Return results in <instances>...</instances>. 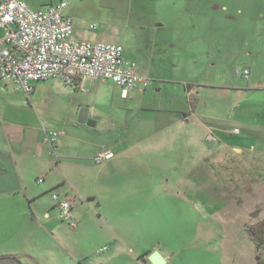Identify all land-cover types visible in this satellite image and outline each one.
I'll use <instances>...</instances> for the list:
<instances>
[{
  "label": "crops",
  "instance_id": "crops-1",
  "mask_svg": "<svg viewBox=\"0 0 264 264\" xmlns=\"http://www.w3.org/2000/svg\"><path fill=\"white\" fill-rule=\"evenodd\" d=\"M22 1L32 9L39 10L56 5L61 0ZM71 1L73 0L67 1L65 9V14L70 17V11H67ZM119 1H122L125 8L122 27L112 28L110 31L91 30L87 26V15H81L77 25L73 22L72 37L78 41L120 45L124 58L135 62L138 73L150 81L149 88L131 91L123 98L121 90L110 82L77 81L71 88L78 92L93 93L99 97L100 104L96 102L97 105L93 106L90 101L88 104H78L76 118L83 106L91 112L97 110L98 116L94 114L89 117L87 113L86 120L90 125L76 124L75 121L73 124L66 123L64 128L56 132L58 139L53 145L45 142V135L53 130L40 119L31 117L33 121H24L25 114L20 111L22 106L11 105L0 98V208L6 206L25 213L30 209L36 229L47 234L53 243H58L60 247L65 246L72 264H90L89 252L77 245V239L86 228L78 221L79 215H76L75 207V202H79L78 207H81L84 199L95 202V193L90 192L87 186H82L90 180L89 172L95 165L89 157L98 150L97 153H113V158L101 165H95L102 167L96 176L97 190L113 195L114 191H109L104 182V186L101 184L105 176H109L108 180L114 179L110 172L120 163L121 156L128 155L129 152V157L133 158L135 152L137 155L139 151H145L150 171L154 165L155 152L191 149L188 156L178 155L181 169L176 177L146 175V181L153 183L152 188H164L160 195L155 198L152 195L145 204L141 203L139 208L130 211V216L117 215L112 222L102 220L104 231L97 249L103 254L98 257L96 264H151L148 257L155 251L162 256L164 264H225L226 255L230 254L225 252L224 246L230 245L229 239L219 228L212 229L214 221L211 219L214 215L232 212L233 204L239 205L247 199L250 200L252 194L264 195V183L260 178L255 180L251 176L247 137L234 139L230 135L237 136L241 131L235 129L231 133V130H225L216 123L211 126L208 121L223 116L214 109L206 110V107L198 113L197 108L201 101L210 99L230 102L231 105L244 104L243 114L249 115L248 118L254 116V120L260 119V123L255 120V123L246 122L242 125L244 130L248 126V131L259 133L257 138L251 135L249 141L260 139L262 143L258 141L257 146L261 156H264V48L257 46L244 52L246 62L243 69L249 71V78L243 79L245 81L240 86L223 85L219 82L211 85L200 84L194 82L195 71L203 63L208 64L209 60L203 62L201 52L195 50L198 36L193 30L200 17L197 20L193 18L194 13L189 8L193 6L196 15L200 16L201 0ZM259 6L264 7V4ZM211 9L215 14L219 11L214 4H211ZM188 26L190 30H187ZM135 27L138 28V35L134 37L136 44L125 50L123 45L126 41L119 28H126L128 31ZM3 35L4 29L0 28V38ZM186 70L189 73L184 79L173 75L175 71ZM107 83L120 91L118 98H103L98 94L97 91ZM35 84L37 83L32 84L33 91L28 99L36 91L38 85ZM167 86L174 88H166ZM176 86H182L180 94L176 92ZM154 93L157 95L153 96ZM115 101L125 105L128 102L133 103V110L140 111L139 119L132 118L134 122L129 130L121 129L115 120V114L106 117L108 112L103 108L109 107L111 112ZM251 103L257 109L256 112L248 108ZM230 116L235 115L227 117ZM100 134H104L103 137L95 138ZM207 135L212 136L214 142L207 143ZM175 140L178 145L177 142L171 144ZM56 153L55 160L52 155ZM239 165H242V173L236 178L240 180V187L247 189L246 192L224 188L221 191L205 192V184L213 183L214 186L220 180L225 185L229 184V178H232L229 169ZM38 179H43L41 186L37 183ZM156 179L157 185L154 184ZM198 182L203 183L200 189ZM104 187L108 188L107 192ZM261 188L263 191H258ZM58 189L61 192H57ZM49 193H56L60 199L71 200V218L75 221V228L67 231L57 222L61 220L58 208L55 202H48L46 196ZM98 217L102 219L100 214ZM40 218L49 221L46 227L40 222ZM191 223L193 236L186 238V226ZM184 234V239H181ZM32 237L30 230H11L10 237L2 242V246L6 248L12 245L11 249L0 256H23L29 261L33 260L32 264H39L35 259L38 255L34 257L29 252L30 248L32 251L34 249L30 245L33 242ZM70 243L73 246L71 249L67 248V245L71 246ZM103 248L105 249L102 251ZM45 249L51 247L46 246Z\"/></svg>",
  "mask_w": 264,
  "mask_h": 264
},
{
  "label": "rangeland",
  "instance_id": "rangeland-1",
  "mask_svg": "<svg viewBox=\"0 0 264 264\" xmlns=\"http://www.w3.org/2000/svg\"><path fill=\"white\" fill-rule=\"evenodd\" d=\"M211 4L217 5L219 8L216 14L212 9L210 10ZM260 4H264V0H201L200 16L196 15L193 6L189 8L191 13H194L193 18L197 20L200 17L196 22L197 27L193 30L198 36L195 50L201 52L203 62L204 60H209L208 64L203 63L200 69L195 71L196 77L194 78V82L208 85L219 82L223 85L240 86L242 82L245 81L241 77L235 75L236 70L241 71L245 66L246 61L244 55L246 53L244 52H248L257 46L261 49L264 48V7H260ZM144 5H146V2H144ZM69 11L74 25H77L81 15H87V26L89 25L91 30L99 29L102 31H110L112 28L118 29L117 27H122L121 24H124L123 19L125 17L123 16L125 14V8L122 5V1L119 0H73L69 3L67 12ZM143 11H145V7ZM190 29L191 28L188 26L187 30ZM119 30H122L124 34L126 42L123 47L125 50L136 44V39L134 37L138 35L137 27L132 30L128 29V31H126V28H119ZM187 73H189L187 70L181 72L175 71V74H173L172 71V74L179 79H184L188 76ZM36 85H38L36 91L28 99L24 92L16 90V87L11 85V83L5 86L3 82H0V98L7 100L11 105L22 106L20 107V111L25 114V117H23L24 121H33L31 117L40 119L50 130H53H49L50 133L58 132V130L64 128L66 123L71 124L75 121L77 122L76 124H79V119L81 117L86 118L87 113L89 117H92L94 114L98 116L97 110L91 112L89 108L83 106L78 111L76 118V107L78 104H88V101H90L93 106L97 105L96 102H98L99 97L93 93L78 92L74 88H71V85H64L58 81L39 82L35 84V86ZM166 88L174 87L167 86ZM175 88L177 93L180 94L182 92V86H176ZM97 92H99L98 94L103 98L104 96H111L114 98L120 96V91L108 83L103 84L101 90ZM92 94L95 96L94 98ZM152 95L156 96L157 94L154 93ZM152 98L151 102L153 103ZM243 105L244 104L231 105L230 102L210 99L208 101H201V104L197 108V112L199 113L200 109L203 110L205 107L206 110L210 111L214 109L219 115L223 116L221 117L223 119L216 117L214 121H208L211 123V126L216 123L225 130H231V133H233L235 129L241 131L237 136L233 134L230 135L234 139H239L241 136L247 137L251 176L255 180L260 178L261 182L264 183V156H261V152L258 150L259 147L257 146L261 140L251 139L249 141L251 135H253V138H257L259 133L248 131V129L250 130L248 126H246L244 130V126L242 125V123L246 122L249 124L255 123V120L256 122L259 120L260 123V119L256 118L254 120V116L248 118L249 115L243 114ZM112 108L113 110L111 112L109 111V107H107V109L103 108L104 111L108 112L106 117L115 114V120L118 121L121 129L124 131H126L127 128L129 130L130 126L133 124V117L139 119L141 115L140 111L133 110V103L129 102L125 105L122 102L115 101ZM248 108L255 110V112L257 110L253 107L252 103L251 107L248 106ZM231 114L235 116H230V118H228L227 116ZM245 119H247V121H244ZM100 120L103 119L100 118ZM92 122L94 121L92 120ZM157 126L159 127L158 123ZM48 133L49 132H47V134ZM103 135L104 134H100L95 138H101ZM154 138L157 139V136H154ZM57 139L58 137L56 140ZM213 140L212 136H205V141L207 143H212L214 142ZM175 142L177 141L175 140L171 142V144ZM176 145H178V142ZM50 149L51 148H49V150ZM98 151H96V153ZM96 153L89 157L90 161L95 165H101L96 164L94 158L102 152ZM190 153L191 149L155 152L154 165L151 166L149 171L150 167L147 166L146 163L147 154L145 151H139L137 154L138 156L135 152V157L133 158H130L131 155L128 152V155L121 156L120 163L110 172L114 179L108 180L109 176H105L102 181L101 185H103L104 182V185L109 187V191H114L113 195L108 193V188L105 187L104 189L107 193L103 190L101 192L97 190L96 176L102 167L99 168L93 165V170L89 172L91 177L90 180L81 184L84 187L87 186L88 190L93 194L95 193V202H87V200L84 199L81 207H78L80 205L79 202H75L76 215H79L78 221H80L82 225L84 224L86 228L84 233L77 239V242H79L77 245L84 247V249L89 252L90 264H96L98 257L103 254L100 253L101 250L98 251L97 249L99 247L98 245L102 242L101 235L104 231L102 220L112 222L117 215L130 216V211H133L136 207L139 208L141 203L145 204L152 198V195L153 198L160 195L164 188L156 186L152 188L151 185L153 183L149 180L146 181V175L150 174L155 177L162 175L176 177L178 174L177 172L181 169V166L178 165V155L187 154L188 156ZM139 154H141V156ZM52 156L55 160L57 159V153ZM255 159H259V161H253ZM167 166H169L170 169ZM229 171V175L231 174L232 176V178H229V184L226 183L225 185L221 180L215 183L214 186L213 183L205 184L203 185L206 187V189L204 188L205 192L221 191L223 188L229 191L243 190L246 192L247 189L240 187V180L238 181L236 178V176L242 173V165H239V167L233 166ZM157 183L158 180L156 179L154 184L157 185ZM38 184H40V186L42 185L41 183ZM75 184L77 185V183ZM202 184L203 183H197L199 189L202 187L200 186ZM163 186H165V184H163ZM56 191L61 192V189ZM258 191L263 190L261 188ZM51 195L52 194L49 193L48 196H46L49 203L54 202ZM247 200L239 203L240 206L237 205V203L233 204L231 206L234 208L232 212L220 213L216 216L214 215L211 219L214 221L212 229L217 230L219 228V230L224 231V236L229 239L230 245L224 246L225 252L230 254V256L226 255L227 259L225 264H264V246H255L246 233L248 228L264 222V195L252 194L250 200L248 202ZM43 209L44 206H42V210ZM99 214L102 219L98 217ZM40 222L46 227L49 221L40 218ZM57 222L59 224L61 223L67 231L72 229L65 221L58 220ZM71 222L74 223L75 221L72 219ZM191 226L192 223L186 226V238L188 236H193V232L190 230L192 228ZM13 229H20V231L30 230L32 232L33 242L30 245L34 248L33 251L35 253L32 251V248L29 249V252L34 255V257L38 255V258H35L37 259V263L72 264L70 262V254L64 249L66 248L65 246L61 245L62 247H60L58 243H53L47 234L36 229L33 213L30 209L25 213L17 209H9L6 206L0 208V255L6 254L7 250L9 248L11 249L10 246L12 245L6 248L2 246V242L10 237L11 230ZM185 234L181 239H184ZM62 236V238L65 239V235L62 234ZM233 242L234 245H232ZM70 244L71 246L67 245L69 249L73 248L72 243ZM45 245L51 247V249L46 250ZM77 248L78 247H76V249ZM96 249L97 251H95ZM32 263H34L33 260L29 261L23 256L17 258L15 263H8L7 261L0 262V264Z\"/></svg>",
  "mask_w": 264,
  "mask_h": 264
},
{
  "label": "built area",
  "instance_id": "built-area-1",
  "mask_svg": "<svg viewBox=\"0 0 264 264\" xmlns=\"http://www.w3.org/2000/svg\"><path fill=\"white\" fill-rule=\"evenodd\" d=\"M67 1L34 10L22 0H0V28L4 29L0 38V81L11 83L27 97L33 83L50 80L64 85L81 80L110 82L121 90L123 98L131 91L147 88L150 81L137 72L135 62L124 58L120 45L72 37L73 21L65 14ZM235 75L247 80L249 71L236 70ZM57 137L56 132L48 133L45 142L53 145ZM113 156L111 151H104L94 161L101 164ZM51 198L60 219L75 228L71 200L56 194Z\"/></svg>",
  "mask_w": 264,
  "mask_h": 264
},
{
  "label": "trees",
  "instance_id": "trees-1",
  "mask_svg": "<svg viewBox=\"0 0 264 264\" xmlns=\"http://www.w3.org/2000/svg\"><path fill=\"white\" fill-rule=\"evenodd\" d=\"M246 233L250 241L257 247L264 246V222L261 224L250 227L246 230ZM16 256H0V262L7 261L8 263H15L17 260Z\"/></svg>",
  "mask_w": 264,
  "mask_h": 264
},
{
  "label": "water",
  "instance_id": "water-1",
  "mask_svg": "<svg viewBox=\"0 0 264 264\" xmlns=\"http://www.w3.org/2000/svg\"><path fill=\"white\" fill-rule=\"evenodd\" d=\"M83 113V112H82ZM84 114V113H83ZM79 124H87V125H90L89 124V121L86 120L85 117H81L79 119ZM148 260L151 264H164L165 261L164 259L162 258V256L158 253V252H153L149 257H148Z\"/></svg>",
  "mask_w": 264,
  "mask_h": 264
}]
</instances>
